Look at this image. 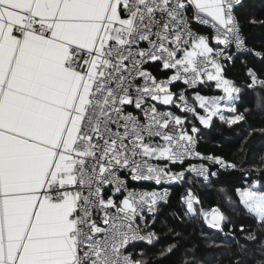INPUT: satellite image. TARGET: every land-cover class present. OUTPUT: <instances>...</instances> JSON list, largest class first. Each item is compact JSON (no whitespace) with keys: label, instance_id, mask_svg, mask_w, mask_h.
I'll list each match as a JSON object with an SVG mask.
<instances>
[{"label":"snow or ice","instance_id":"1","mask_svg":"<svg viewBox=\"0 0 264 264\" xmlns=\"http://www.w3.org/2000/svg\"><path fill=\"white\" fill-rule=\"evenodd\" d=\"M238 6L241 0H0V264H147L142 251L134 258L129 249L155 238L141 233L169 191L143 182L182 181L185 172L170 166L201 158L189 114L205 126L224 120L223 110L234 113L229 124L244 119L235 107L241 90L222 63L234 59L233 46L247 48ZM248 74L249 87L264 86ZM213 84L224 95L202 94ZM186 171L209 172L203 165ZM260 171L236 194L264 225ZM182 199L195 216L198 197L189 189ZM201 212L223 231L219 208ZM233 264H247L243 251Z\"/></svg>","mask_w":264,"mask_h":264},{"label":"trees","instance_id":"2","mask_svg":"<svg viewBox=\"0 0 264 264\" xmlns=\"http://www.w3.org/2000/svg\"><path fill=\"white\" fill-rule=\"evenodd\" d=\"M236 8L241 29L250 46L264 54V24L249 23L255 18L264 21V0H241ZM254 51L238 54L225 67V75L232 79L240 94L235 101L238 114L244 119L235 124L227 123L234 113L224 110V120L213 117L205 126L190 118V124L199 129L197 144L201 151L215 154L236 167L219 171L211 180L190 174L177 184L168 202L149 219V229L155 234L151 243L137 242L132 251L143 252L147 264H233L243 251L247 264H256L264 257V225L239 206L236 189L261 179L264 169V86L249 87L252 81L249 69L258 79L264 80V55ZM204 93L224 95L215 89ZM199 199L195 216L187 214L183 202L188 190ZM264 190V189H261ZM219 208L225 216L223 231L212 228L204 219L201 209ZM243 226V231H241ZM255 240H249V234ZM172 248V251H167Z\"/></svg>","mask_w":264,"mask_h":264},{"label":"built area","instance_id":"3","mask_svg":"<svg viewBox=\"0 0 264 264\" xmlns=\"http://www.w3.org/2000/svg\"><path fill=\"white\" fill-rule=\"evenodd\" d=\"M235 15L237 16L236 9H235ZM237 18H238V16H237ZM205 31H207V29H205ZM242 35H243L244 38L246 39V36H245V34L243 33V31H242ZM246 44H247V48H246L245 50H241L240 52H237V49L233 46V47L231 48V50L229 51L228 54H229V55H232V56L235 57V56H237V55L240 54V53L248 52L247 49H251V50L254 51L255 53H256V52H259V51L254 50V49L250 46V44L247 42V39H246ZM230 61H231V60H228V61H222V63H224V64H225V67H226ZM224 74H225V72H224ZM225 77H226L227 79H229L226 75H225ZM229 80L233 81L232 79H229ZM181 87H183V85H182V84H178L174 90H178V89L181 88ZM202 94H205V95H211V94L204 93V92H203ZM172 110H173V111H177V114H181V113H179V111H178L177 109H175V108H173ZM198 111H200L202 115L204 114L202 110H199V109H198ZM222 114L224 115V110H223ZM190 116H191V115L189 114V117H190ZM186 127L188 128V130H189V132H190V134H191L190 123H188V124L186 125ZM194 135L196 136V134H194ZM196 139H197V138H196ZM196 151L199 152V153H201V158H197V157H195V156H193V157H189V158L187 159L186 163H184L183 165H180V164H177V165H179V166L171 165V166H170V167H171V170H172V171H175V172L184 171V172H185V175L190 174V175H192V176H194V177H196V178H200V179H203V180H211L212 178H214L215 176H217V174H218L219 171H227V170H231V169H233V167H230V166H222V165L219 164V163H213V161H212L211 159H205V158H203V157H218V158L222 159V160L225 162V165H233L232 163L226 161L225 159H223V158H221V157H219V156H217V155H215V154H212V153H205V152L201 151V150L199 149V147H198V144L196 145ZM189 165H197V166H199V165H203L205 168H207V169L209 170V172H208V174H207V178H205V175H202V174H200L199 172L186 171V170L189 168ZM213 174H214V175H213ZM180 182H181V181H176V182H168V181H165V182H163V183L160 184V185H156L154 182H143V187H145L146 189H149V190H151V189H158V190L168 189V191H169V196L167 197L166 201H161V202L158 203V205H157V212L159 211V208H160L163 204H165V203L168 202L169 198L171 197V194L173 193V189H174V187H175L177 184H179ZM157 212H156V213H157ZM156 213H155V214H156ZM151 216H153V215H149L148 218H147V228H146V229H144V225L141 224V228L144 229V231H142V233H141L142 235H143V234H147L148 232H151V230L149 229V219L151 218ZM152 241H153V240H152ZM152 241H151V242H152ZM137 242H145V243H149V242H147V241H135V242H133V245H134L135 243H137ZM129 250L132 251V248H130ZM134 258H135V256H134Z\"/></svg>","mask_w":264,"mask_h":264},{"label":"rangeland","instance_id":"4","mask_svg":"<svg viewBox=\"0 0 264 264\" xmlns=\"http://www.w3.org/2000/svg\"><path fill=\"white\" fill-rule=\"evenodd\" d=\"M218 95H221V94H218ZM225 113V112H224ZM191 124H190V130H191ZM175 166H179V165H175ZM214 208H211V209H209V210H204L203 212H206V213H211L212 212V210H213ZM209 218H210V216H209ZM205 219V218H204ZM205 221L207 222V220L205 219Z\"/></svg>","mask_w":264,"mask_h":264}]
</instances>
